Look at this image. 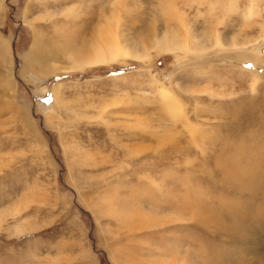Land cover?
<instances>
[{
	"label": "rangeland",
	"instance_id": "rangeland-1",
	"mask_svg": "<svg viewBox=\"0 0 264 264\" xmlns=\"http://www.w3.org/2000/svg\"><path fill=\"white\" fill-rule=\"evenodd\" d=\"M0 264H264V0H0Z\"/></svg>",
	"mask_w": 264,
	"mask_h": 264
},
{
	"label": "bare ground",
	"instance_id": "bare-ground-1",
	"mask_svg": "<svg viewBox=\"0 0 264 264\" xmlns=\"http://www.w3.org/2000/svg\"><path fill=\"white\" fill-rule=\"evenodd\" d=\"M173 38L171 37V40H172ZM186 39H187V37H186ZM163 44H165L164 42H162L161 43V46L160 47H162V48H166L167 46L166 45H163ZM160 47L158 46V48L157 49H160ZM113 50V49H112ZM110 59H112V58H110ZM113 60V59H112ZM7 80L9 81V78L7 77Z\"/></svg>",
	"mask_w": 264,
	"mask_h": 264
}]
</instances>
